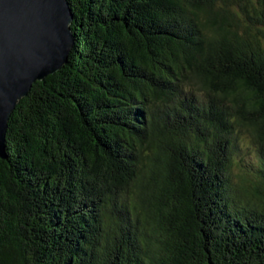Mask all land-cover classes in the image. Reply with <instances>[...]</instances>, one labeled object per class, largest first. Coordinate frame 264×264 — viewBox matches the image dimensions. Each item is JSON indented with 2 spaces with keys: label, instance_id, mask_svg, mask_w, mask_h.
Masks as SVG:
<instances>
[{
  "label": "trees",
  "instance_id": "16d2710c",
  "mask_svg": "<svg viewBox=\"0 0 264 264\" xmlns=\"http://www.w3.org/2000/svg\"><path fill=\"white\" fill-rule=\"evenodd\" d=\"M68 1V64L9 121L0 264H264V0Z\"/></svg>",
  "mask_w": 264,
  "mask_h": 264
},
{
  "label": "water",
  "instance_id": "95a60500",
  "mask_svg": "<svg viewBox=\"0 0 264 264\" xmlns=\"http://www.w3.org/2000/svg\"><path fill=\"white\" fill-rule=\"evenodd\" d=\"M68 0H0V158L9 121L38 81L68 64L75 41Z\"/></svg>",
  "mask_w": 264,
  "mask_h": 264
},
{
  "label": "rangeland",
  "instance_id": "374dc122",
  "mask_svg": "<svg viewBox=\"0 0 264 264\" xmlns=\"http://www.w3.org/2000/svg\"><path fill=\"white\" fill-rule=\"evenodd\" d=\"M242 137H247V133H243ZM239 162V166L233 167V184L235 188H240L242 183L245 182L247 185L253 184L256 181L254 167L256 165V156L241 152L235 156Z\"/></svg>",
  "mask_w": 264,
  "mask_h": 264
}]
</instances>
